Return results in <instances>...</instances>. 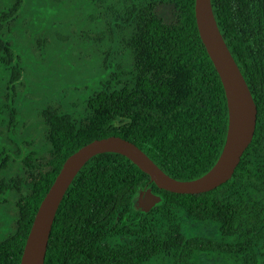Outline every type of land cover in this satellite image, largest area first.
Wrapping results in <instances>:
<instances>
[{
  "label": "trees",
  "instance_id": "trees-1",
  "mask_svg": "<svg viewBox=\"0 0 264 264\" xmlns=\"http://www.w3.org/2000/svg\"><path fill=\"white\" fill-rule=\"evenodd\" d=\"M11 1L0 14V62L9 68L14 53L4 31H11L24 6V0ZM211 1L258 108L253 142L233 178L208 193L174 194L157 188L127 158L98 155L59 208L45 264H197L207 253L264 264V0ZM195 4L118 0L109 7L107 33L99 37L125 51L126 62L106 56L105 79L78 114L62 105L40 113L46 154L15 158L0 150V204L17 197L16 231L0 241V264H21L37 211L64 163L95 140L130 141L179 181L212 170L225 146L228 107L198 32ZM22 78L23 69L12 68V82ZM146 190L159 198L149 212L136 206ZM188 222L216 225L219 239L187 238Z\"/></svg>",
  "mask_w": 264,
  "mask_h": 264
},
{
  "label": "rangeland",
  "instance_id": "rangeland-1",
  "mask_svg": "<svg viewBox=\"0 0 264 264\" xmlns=\"http://www.w3.org/2000/svg\"><path fill=\"white\" fill-rule=\"evenodd\" d=\"M117 2L24 0L13 28L4 31L14 62L11 68L0 62V150L15 158L46 154L49 145L40 113L48 105H62L67 112L78 114L84 100L105 79L106 56L111 54V60L126 62L125 51L99 37L107 33L112 18L109 7ZM11 5V0H0V14ZM17 66L23 69V78L12 82V68ZM13 174L8 172L7 176ZM146 194L147 190L141 192L137 200L139 209ZM16 200L11 194L7 203L0 204V241L16 231ZM184 232L187 238L219 239L217 226L212 223L188 222ZM195 262L240 264L235 258L212 253L198 256Z\"/></svg>",
  "mask_w": 264,
  "mask_h": 264
},
{
  "label": "water",
  "instance_id": "water-1",
  "mask_svg": "<svg viewBox=\"0 0 264 264\" xmlns=\"http://www.w3.org/2000/svg\"><path fill=\"white\" fill-rule=\"evenodd\" d=\"M195 16L201 41L225 90L228 107L229 124L226 142L215 166L199 179L179 181L162 171L130 141L116 136L93 141L70 156L64 163L37 211L21 264H45L49 240L59 208L78 174L98 155L113 153L127 158L148 175L157 188L174 194L208 193L233 178L242 157L253 142L258 108L245 77L220 31L212 1L196 0ZM158 201L159 198L148 190L142 210L149 212Z\"/></svg>",
  "mask_w": 264,
  "mask_h": 264
}]
</instances>
